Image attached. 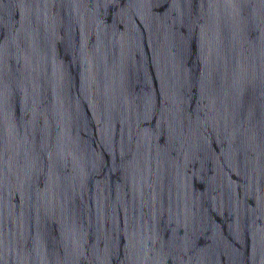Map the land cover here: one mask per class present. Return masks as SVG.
Here are the masks:
<instances>
[{
  "label": "water",
  "instance_id": "obj_1",
  "mask_svg": "<svg viewBox=\"0 0 264 264\" xmlns=\"http://www.w3.org/2000/svg\"><path fill=\"white\" fill-rule=\"evenodd\" d=\"M0 264H264V0H0Z\"/></svg>",
  "mask_w": 264,
  "mask_h": 264
}]
</instances>
